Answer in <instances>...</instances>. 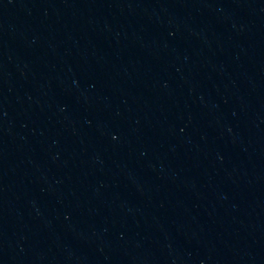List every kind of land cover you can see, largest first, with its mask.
Returning a JSON list of instances; mask_svg holds the SVG:
<instances>
[{
	"label": "water",
	"instance_id": "95a60500",
	"mask_svg": "<svg viewBox=\"0 0 264 264\" xmlns=\"http://www.w3.org/2000/svg\"><path fill=\"white\" fill-rule=\"evenodd\" d=\"M264 154V0H0V264H113Z\"/></svg>",
	"mask_w": 264,
	"mask_h": 264
}]
</instances>
